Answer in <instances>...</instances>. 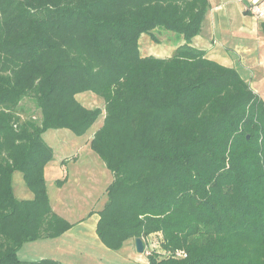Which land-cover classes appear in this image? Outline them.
<instances>
[{
  "label": "trees",
  "instance_id": "obj_1",
  "mask_svg": "<svg viewBox=\"0 0 264 264\" xmlns=\"http://www.w3.org/2000/svg\"><path fill=\"white\" fill-rule=\"evenodd\" d=\"M210 9L209 0H0V264H62L18 257L72 227L50 203L44 135L81 137L101 116L91 148L113 173L98 213L106 248L140 238L148 249L157 237L148 264H264V100L192 46ZM164 34L172 55L144 56L142 38L159 44ZM83 93L104 108L84 106ZM16 173L33 199L15 195Z\"/></svg>",
  "mask_w": 264,
  "mask_h": 264
},
{
  "label": "rangeland",
  "instance_id": "obj_2",
  "mask_svg": "<svg viewBox=\"0 0 264 264\" xmlns=\"http://www.w3.org/2000/svg\"><path fill=\"white\" fill-rule=\"evenodd\" d=\"M260 8L264 12V4H261ZM261 36L264 39V35L261 34ZM160 41L159 44H155L149 38H146L145 41L141 42L142 54L144 56L150 54L160 57L171 56L174 45L171 44L170 36L164 34L160 36ZM253 86L255 94L264 100V79L256 81ZM77 98L87 108H104L102 100L94 94L83 93L78 95ZM22 106L29 115L40 117L38 116L36 104L32 100L26 99ZM103 118L101 116L96 124L81 137L65 129L49 130L45 134L46 141L54 151V159L49 164L46 173L48 196L53 204V209L65 217L70 224L81 222L85 219L90 222L89 219L96 214L95 212L104 208L107 201V188L113 182L112 171L107 168L105 163L91 148L93 134L103 125ZM63 160L67 161L65 164L67 165L69 181L66 187L58 188L56 181L62 180L64 176L60 168ZM20 176V173L14 175L16 186ZM63 241L30 243L24 246L20 259L31 262L38 261L41 258H52V256H55L52 250H65ZM75 244L74 241H71L68 247L77 249ZM127 250V244H124L120 250H107L99 253L97 257L95 256V259L97 262L102 260L104 264H137ZM148 250L160 251V243L157 237L149 240ZM77 253H75V256H77ZM148 253L150 252L145 251V255H142L148 259Z\"/></svg>",
  "mask_w": 264,
  "mask_h": 264
},
{
  "label": "crops",
  "instance_id": "obj_3",
  "mask_svg": "<svg viewBox=\"0 0 264 264\" xmlns=\"http://www.w3.org/2000/svg\"><path fill=\"white\" fill-rule=\"evenodd\" d=\"M209 1L211 5L210 12L203 24L201 34L193 39L192 46L205 51L207 59L217 62L227 68L236 69L255 92L253 86L255 82L264 79V39H262V33L259 30V20L254 16L245 15V10L248 5L258 2L263 3V1ZM142 41H145L144 37L142 38ZM176 48L177 46H173L172 51ZM67 160L69 159L67 158ZM62 163L60 168L64 173L63 178H65V176L68 178L66 182L67 184L69 181L67 165L64 164L63 166ZM48 167L49 165L46 167L45 174L47 173ZM66 184L62 188L66 187ZM13 188L15 195L20 200L33 199V194L25 186L22 175L18 179L17 186L16 183L13 182ZM17 188L19 189L18 192ZM51 206L53 209L52 203ZM100 211L101 210L95 212L96 214L89 219L90 222H87L85 219L81 222L72 223L71 229L60 238L37 241L49 243L64 240L63 248L65 250L59 249L55 251L51 249L55 256L43 259L56 260L62 264H104L102 260L97 262L95 259V256L97 257L99 253L109 250L104 246L97 235V225L99 221V215L97 212ZM54 212L56 211L54 210ZM58 215L63 217L60 214ZM63 218L66 219L65 217ZM71 241L76 243L75 245L77 249H71L68 247ZM29 244L30 243L25 244L24 246ZM125 244H127L128 247L127 252H129L137 264H148V259L144 256L145 254L142 255L137 253L135 243L127 242ZM24 246L18 253L19 259ZM76 252H78L77 256H75ZM43 259L41 258L40 260Z\"/></svg>",
  "mask_w": 264,
  "mask_h": 264
},
{
  "label": "built area",
  "instance_id": "obj_4",
  "mask_svg": "<svg viewBox=\"0 0 264 264\" xmlns=\"http://www.w3.org/2000/svg\"><path fill=\"white\" fill-rule=\"evenodd\" d=\"M254 4H255V6H254V7L252 8V10H251L252 15H253L254 17H256L257 19H263V18H264V12H263L262 9L260 8V5H261V4H264V2H263V3L258 2V3H254ZM145 251H146V252H150L146 247H145ZM148 255H150V253H148ZM175 256H176V257H183V256H185V255L182 254V253H176Z\"/></svg>",
  "mask_w": 264,
  "mask_h": 264
},
{
  "label": "water",
  "instance_id": "obj_5",
  "mask_svg": "<svg viewBox=\"0 0 264 264\" xmlns=\"http://www.w3.org/2000/svg\"><path fill=\"white\" fill-rule=\"evenodd\" d=\"M135 248H136L137 253L139 254L145 253V243L143 239L138 238L135 240Z\"/></svg>",
  "mask_w": 264,
  "mask_h": 264
}]
</instances>
